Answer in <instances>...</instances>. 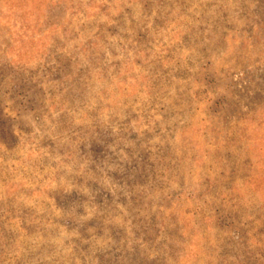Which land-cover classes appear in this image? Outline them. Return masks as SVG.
I'll return each instance as SVG.
<instances>
[{
	"label": "rangeland",
	"instance_id": "rangeland-1",
	"mask_svg": "<svg viewBox=\"0 0 264 264\" xmlns=\"http://www.w3.org/2000/svg\"><path fill=\"white\" fill-rule=\"evenodd\" d=\"M0 264H264V0H0Z\"/></svg>",
	"mask_w": 264,
	"mask_h": 264
}]
</instances>
